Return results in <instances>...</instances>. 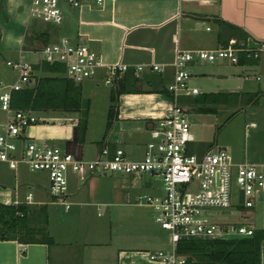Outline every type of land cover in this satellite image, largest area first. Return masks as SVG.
I'll return each mask as SVG.
<instances>
[{
	"label": "crops",
	"instance_id": "crops-1",
	"mask_svg": "<svg viewBox=\"0 0 264 264\" xmlns=\"http://www.w3.org/2000/svg\"><path fill=\"white\" fill-rule=\"evenodd\" d=\"M31 3L32 0H18L16 4V0H11L14 19L8 18L7 25L12 27L10 40L18 42L16 47L9 45L4 49L1 46L0 54L10 48L18 49L19 59L26 60L27 52L38 53L37 60L29 61L36 64L42 61L39 50L45 44L31 42L29 45L26 43L29 35L44 33L48 43L68 38L73 44L88 45L106 65H127L124 74L128 76L125 86L129 90L121 92L118 98V119L105 140L111 90L104 94L106 106L100 105L101 117L106 114L105 128L95 129L90 115L84 143L77 138L80 114L55 111L47 113L49 116L43 119L38 117V122L27 128L26 137L30 141L60 144L57 146H64L83 159L95 157L104 145L111 149L125 145L128 152L127 147L137 149L133 155L141 157L150 140L151 124L164 118L172 107L170 93L164 91L174 79L178 48L213 50L231 44L260 48V57L251 63L199 61L192 63L189 69L196 75L192 83L209 88L204 93L260 91L264 94V0H104L102 4L83 0L78 8L63 2L64 20L59 25L31 18ZM22 45L28 47L27 51ZM241 55L243 53H240V61ZM154 64L164 66L165 70L154 71ZM137 66H144L138 74ZM249 70L255 71L252 76L256 81L250 74L244 75ZM106 74V67L99 71L93 78L95 83L86 85L94 89L89 92L99 93L97 90ZM45 75L55 74L37 71V76ZM251 81L255 84H250ZM0 82H3L1 71ZM79 83L85 93L84 81ZM199 95L182 97L181 102L190 107L187 101ZM88 98L91 111L94 97ZM244 105L253 109L258 103ZM7 117L5 113L4 122ZM249 126L258 132V123L251 122ZM262 130L264 132V121ZM262 143L264 141L246 142L244 151L240 154L231 151L232 155L236 161H259L264 156ZM24 166L28 168L25 164L11 168L0 161V203H25L35 209L46 206L47 227L54 243L0 240V264H158L150 259V253L169 247L164 233L151 218V208L136 204L137 197L148 189L147 183L140 182L138 177L124 175L114 180L109 175H94L81 179L72 174L70 207L66 208L51 196L49 178L39 180V175H31ZM30 194L32 197L28 200ZM255 211L256 207L253 214ZM259 215L264 217V205L260 206Z\"/></svg>",
	"mask_w": 264,
	"mask_h": 264
},
{
	"label": "built area",
	"instance_id": "built-area-1",
	"mask_svg": "<svg viewBox=\"0 0 264 264\" xmlns=\"http://www.w3.org/2000/svg\"><path fill=\"white\" fill-rule=\"evenodd\" d=\"M63 2L74 8L83 4V0H32L30 17L59 25L64 20ZM259 50L233 44L213 50L178 48L174 79L167 87L172 107L164 118L151 124L150 140L141 157H134L133 152L122 146L111 149L104 145L95 157L83 159L66 148L28 140L26 130L38 122V117L35 111L14 108L13 94L34 86L37 71L23 57L15 62L9 60L7 65L18 73V79L10 85L0 83V109L8 115L7 120L0 123V161L11 168L25 164L33 172L46 173L51 196L66 208L70 207L71 173L81 179L114 172L161 179L163 194H141L136 199V204L152 208L155 222L169 232V247L152 251L150 259L158 264H191L186 255L178 253L180 240L254 236L257 228L252 225V214L264 193V156L259 161H236L227 147L198 151L189 111L181 102L182 97L200 94V90L189 83V67L199 61L238 64L240 53L258 59ZM39 52L42 61L64 64V74L76 82L77 77L95 78L106 67L104 83L118 87L119 77L128 70V66L121 63L106 65L88 45L73 44L68 38L45 44ZM143 69L144 66H137L136 74ZM152 69L165 70L158 64ZM30 197L31 194L28 200ZM260 264H264V241L260 246Z\"/></svg>",
	"mask_w": 264,
	"mask_h": 264
},
{
	"label": "trees",
	"instance_id": "trees-1",
	"mask_svg": "<svg viewBox=\"0 0 264 264\" xmlns=\"http://www.w3.org/2000/svg\"><path fill=\"white\" fill-rule=\"evenodd\" d=\"M44 37V33H32L30 40L33 43L47 44L48 41ZM241 57L240 62L248 61L251 63L255 60L244 54ZM33 69L55 75L34 76V86L14 92L13 107L37 112L79 113L77 138L80 143H84L88 129L91 100L84 97L82 85L73 78L63 76L66 67L62 63L41 61L33 64ZM124 77L127 81L128 76L124 74ZM125 88V91L129 90L127 85ZM164 92L168 94V90ZM120 94L117 86L112 87L111 104L103 140L106 139L118 119ZM262 95L263 92L260 91L247 94L203 93L194 98L192 103L199 112L213 113L215 109L209 106L210 104H225L231 100L238 103L248 97L244 102L256 105ZM209 148L211 147H204L202 144L197 145L200 153ZM47 223L46 206L35 209L25 203L16 205L0 203V240L52 244L54 238L48 231ZM263 241L264 228H260L256 230L253 237L249 238L183 239L178 242L177 250L179 254L186 255L191 264H260V246Z\"/></svg>",
	"mask_w": 264,
	"mask_h": 264
},
{
	"label": "rangeland",
	"instance_id": "rangeland-1",
	"mask_svg": "<svg viewBox=\"0 0 264 264\" xmlns=\"http://www.w3.org/2000/svg\"><path fill=\"white\" fill-rule=\"evenodd\" d=\"M18 0H16L17 4ZM64 4V3H63ZM11 8V0H0V53H1V46L5 49V47H16L17 42L16 40H10V30H12L11 25H7L8 18L12 21L14 19L13 12L10 10ZM25 8V5L23 4V9ZM26 15V14H25ZM33 21V20H32ZM29 42V45H31L30 35L28 36V40L26 43ZM24 48L25 51H27L28 47L22 45V49ZM13 48L8 49V51L3 52V54H0V71L2 75V81L0 82L2 85H10L14 83L18 79V73L15 72L10 66L6 64L7 60L11 61H18L19 60V53L18 49L12 50ZM7 50V49H6ZM28 61L34 62L37 60L40 56L39 54H32L28 53L26 55ZM189 72L191 73V70L189 69ZM254 70H249L248 72H245L244 75L250 74V78H254L255 81L257 80L255 78ZM65 76V75H63ZM196 77L194 73H191L189 83L192 86L197 87L200 92H207V89L205 86H200L196 83H192L193 78ZM78 82L84 81L85 86L87 84L93 85V78H84L81 79L80 77H77ZM95 83V82H94ZM250 84H255L254 81H251ZM257 84V83H256ZM101 87L97 90L99 93L93 94V92L86 86V92L83 93L84 97L88 98L90 95H93V102L94 107L93 110L90 111L89 116L91 115L92 119V126L96 128L104 127L105 128V120H106V114H104L103 117H101V104L103 103V106H106L104 94L106 92H110L111 86L106 83H102L100 85ZM215 89V88H214ZM217 89V88H216ZM259 90V86H257L256 91ZM88 91V92H87ZM216 91V90H215ZM102 92V93H100ZM196 98V97H195ZM192 99H189L186 104L188 111H189V118L191 121V132L193 133L195 140L198 144H202L204 147L210 146L213 149H216L217 147H229L233 154L238 153L240 154L242 151H244L246 142L251 141H264V132H263V121H264V94L261 96L260 101L256 107H253V109L246 108V105L244 100L247 98H244L242 102L235 103L234 101L225 102V104H210L209 106L214 107L215 111L213 113H199L195 110L193 107ZM244 102V103H243ZM193 107V108H192ZM105 110V108L103 109ZM47 113L51 114L52 112H43L38 111L36 114H34L36 117H40L43 119L47 115ZM57 114V113H56ZM61 113H58L60 115ZM233 114V116H232ZM232 116V117H231ZM229 117H231L229 119ZM5 119V113L0 109V122H4ZM251 122H256L259 124L258 132L255 133V130L252 128V126H249ZM41 124L43 122H40ZM33 125V124H32ZM31 126V125H30ZM29 126V127H30ZM39 144H49L53 145L52 143L46 142V141H36ZM101 144V143H100ZM54 145H60V144H54ZM92 146V145H90ZM62 147V146H61ZM64 147V146H63ZM62 147V148H63ZM93 148L96 147V145L93 144ZM125 147V145H124ZM130 152H135L131 150L130 147H127ZM262 148H264V143H262ZM136 157V156H134ZM238 160L239 158L236 157ZM24 169H28L24 166ZM25 170V171H26ZM31 175L36 176L39 175V180H45L48 176L46 173H35L31 170L28 171ZM73 173L69 174V181L70 176ZM109 178H112L114 180H119L121 177H123L125 174L114 172L109 173ZM127 176V175H125ZM140 182L147 183L148 189L143 194H150V195H160L163 194V183L161 179L154 178L150 179L147 176H139L138 177ZM261 201H263L261 203ZM256 211L253 214V218H255L252 225L256 227L257 229L264 228V217L261 218L259 215V209L261 205H264V193L259 197L257 201ZM151 218L154 220L155 218V211L151 208L149 209ZM225 215H230V213L225 212ZM38 223V222H37ZM157 225V224H156ZM157 227H159L157 225ZM160 228V227H159ZM160 230L164 233V239L169 242V232Z\"/></svg>",
	"mask_w": 264,
	"mask_h": 264
},
{
	"label": "water",
	"instance_id": "water-1",
	"mask_svg": "<svg viewBox=\"0 0 264 264\" xmlns=\"http://www.w3.org/2000/svg\"><path fill=\"white\" fill-rule=\"evenodd\" d=\"M118 88L120 92H124L125 91V78L124 77H119L118 79Z\"/></svg>",
	"mask_w": 264,
	"mask_h": 264
}]
</instances>
